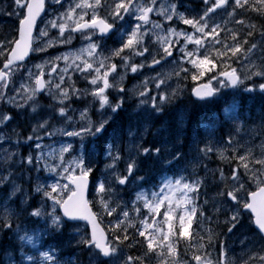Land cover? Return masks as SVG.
<instances>
[{
	"label": "snow or ice",
	"instance_id": "6c2138e0",
	"mask_svg": "<svg viewBox=\"0 0 264 264\" xmlns=\"http://www.w3.org/2000/svg\"><path fill=\"white\" fill-rule=\"evenodd\" d=\"M202 3V10L189 16L179 11L178 2L161 4L159 0H12L11 11L6 12L13 20L11 31L0 38V101L18 111L31 107L36 112L40 107L38 97L47 96L54 101L49 105L54 115L45 119L37 114V122L23 140L36 150L35 154L30 152L20 160L21 167L27 166L21 175L31 193L12 181L11 172L0 175V187L12 181L11 192L3 204L4 211L0 213V233L32 244L29 223L39 226L34 231L41 237L74 228L83 232L77 244L88 251V264H116L117 260L119 264H137V258L125 256L122 250V246L128 247L133 241L146 249L145 256H156L159 264H235L229 258L226 242L219 240L223 233H213L209 229L207 244L202 242L204 236L200 229L204 223H219V216L223 214L227 233H232L247 217L262 246L258 250L249 249L243 264H264V141L257 155L247 145L240 144L231 128L226 140H201L193 136L191 148L199 163L203 164L212 153L218 152L220 159L229 165L227 172L224 168L213 170V182L218 189L214 216L206 214L207 199L204 205L195 203L204 181L184 175L162 177L159 184L153 185L151 198L138 192L136 199L123 207L109 203L110 197L126 191L130 183L138 186L147 183L145 176L139 174L142 160H154L161 169L177 168L185 160V152L174 145L146 144L147 128L139 138L129 128V140L123 143L114 131L104 145L102 154L106 163L99 175L93 153L84 150L89 137L94 143L104 133L111 120V115H106L107 110L117 113L123 107L126 89L122 83H117V77L122 82L129 72L135 75H145L147 70L156 72L145 75L139 91V105L155 113L162 112L166 105L185 95L190 103L200 106L213 104L229 94L235 97L258 91L264 96V26L259 40L249 39L254 37V31L249 29L256 26L245 18H238L240 12L237 11L264 16V0H202ZM52 6L57 7L49 11ZM218 11L240 29L218 23L215 19ZM153 15L159 19L153 20ZM176 20L192 31L174 27ZM152 35L157 36V46L148 43ZM77 39L81 47L73 52L69 46ZM61 48L69 50L55 55L49 52V49ZM258 51L261 54L259 63L253 59ZM40 54L47 56L42 64L34 65L35 72L28 69V86L15 87V74L32 59L40 58ZM165 64L174 65L173 71H156V66ZM77 73L90 87L83 90L76 87L73 76ZM173 77L175 87L170 83ZM189 77L192 83L182 86L180 82ZM109 89L117 91V97L110 99ZM229 89L231 93L225 92ZM84 97H91L88 103L96 107L100 119L95 122L89 119L85 107L80 111L84 123L78 124L69 113L77 111L72 105ZM233 108L234 104L224 108L223 118L220 113H214L213 119L227 126L229 121L238 119L230 115ZM12 119V115L0 113V128H7ZM51 119L62 120L66 127L54 129L49 124ZM57 134L72 139L56 140ZM16 136L12 143L19 146L20 134ZM6 139L11 140V137L0 135V145ZM46 139L52 143L45 144ZM76 139L80 141V154H76ZM176 144H184L182 133L176 136ZM0 152L7 153L9 160L18 154L3 147ZM226 152L231 155H225ZM120 163L126 165L123 170L119 168ZM204 166L207 172V165ZM42 172L49 178L54 177L52 182H42ZM92 190L95 196L90 201L87 197ZM21 192L20 204L13 212L9 205L15 204L14 198ZM192 193L195 197L190 195ZM97 204L104 215L112 218L107 230L101 229V217L93 210ZM194 223L195 232L192 231ZM190 237L192 240L186 244L185 253L191 252V256L182 261L178 258L181 254L177 245ZM209 249L217 251L218 255L213 258ZM26 261L60 264L50 251H41L39 259L28 254L23 243L18 249H5L0 264H25ZM140 264H143L142 259Z\"/></svg>",
	"mask_w": 264,
	"mask_h": 264
},
{
	"label": "rangeland",
	"instance_id": "374dc122",
	"mask_svg": "<svg viewBox=\"0 0 264 264\" xmlns=\"http://www.w3.org/2000/svg\"><path fill=\"white\" fill-rule=\"evenodd\" d=\"M193 1L196 6L191 5L189 3L184 2V4L181 5L179 8V11L185 12L189 16H194L198 14L202 8H203V3L202 0H189ZM170 0H159V3L161 4H166L169 3ZM234 2V0H232ZM199 3H202L200 6ZM12 7V0H0V38H3L5 35H7L11 31V26L13 23L12 18H10L8 15H6L7 11H11ZM57 6H52V8L49 9V11H53ZM67 7V5H65ZM229 11H231V8H229ZM238 12H240V16L238 18H245L246 22L248 21V14L250 13H255V12H249L248 14H245L240 9H237ZM153 20H158L159 17L153 15L151 17ZM215 19L218 23L227 24V27L229 28H236L240 29V26L234 24L229 20L228 17L224 15L222 11H218V14L215 16ZM251 22V21H250ZM252 24V22L250 23ZM43 26V25H41ZM173 26L177 27L178 29H185L189 32L192 31L191 28H188V26H185L181 23H179L178 20L173 22ZM242 31H246L241 29ZM256 31L257 33H254L255 37L249 38V39H255L259 40L260 38V32L255 29H249ZM221 36L224 37L225 33L222 32ZM156 40L157 36L152 35L148 39V43L150 46H157L156 45ZM228 42L230 43V37L228 39ZM111 42H109L108 47L110 48ZM81 47V41L80 40H74L73 45L69 46L70 50L75 52L77 49ZM191 48L192 46L189 45ZM69 48H61L59 50H53L49 49V52H51L53 55L59 54L60 52H65L68 51ZM214 55V51L212 53ZM41 55V54H40ZM47 54H42L40 58H34L32 59L31 62H28L26 67L20 69L15 76L13 77V80L15 81V87L19 88L21 84H24L25 86H28L29 81H28V69L31 68L34 72L36 71L34 65L35 64H42L43 63V58H45ZM260 52H257V55L253 57V59L259 63L260 61ZM118 62V61H117ZM62 63V62H61ZM174 65L171 64H165L163 67L161 66H156V71L162 72V73H169L172 72L174 69ZM156 72L152 70H147L145 75H155ZM145 75H135L132 73H128L124 80L122 82L119 81V77H117V83H122V86L125 87L126 89V96H125V101L123 107L128 108L127 111L129 112L130 118L127 120H124L123 116H121L120 119H116L115 115L119 114L117 113H111V110L108 109L106 115H111V120L109 121V124L107 125L109 127V130L107 132V137L106 141L108 138L113 134L115 131L117 134L120 136L121 142H126L129 140L128 137V130L131 128L132 131L136 133L137 138H139L140 134L144 132L145 128H147V135L144 137L146 139L149 135V131L152 126H156V131L153 136V142L154 144H162V143H167L169 145H174L175 148H179L180 150L185 152V160L181 162V164L177 168H165L161 169L160 166L157 164V162L153 161V165L150 167V172L149 175L146 176V181L149 183V185H141L138 186L136 183H130L127 186L126 191H119L118 193L114 194L112 197L109 198V203L112 206H116L119 204L121 207L125 205L126 202L132 201L136 199V194L138 192H143L145 196L151 198V194L153 191V185L159 184L161 181L162 177H167V178H178L179 175H184L185 177H188L189 179L193 180H203L204 183L208 181L210 176L213 174V170H216L218 168H222L219 166L214 165L215 160L220 161L223 165L227 166V169H224L226 172L229 171V165L226 161H223L219 157L218 152H214L211 154V158L206 160L203 164L199 163L196 159V153L192 150L191 148V140L193 136L195 135L201 140H207V139H213L214 141H220V140H226L227 139V132L229 128L232 129L234 133V137L239 139L241 145H247L249 149H251L254 153L257 155L260 154L261 148L260 145L262 141H264V96L259 94V92L255 93H247L248 94V115L244 116L243 120L239 119V105L236 102L237 99V94L235 97H233L231 94L225 95L220 99V114L221 118H223V109L226 107H230L231 105L234 104L233 110L230 112L231 116H236L238 119L236 121H229V124L227 126L223 125L220 123V121L213 119L217 127L212 128L210 131L207 130L206 126H204L203 130H194L192 131L193 133L189 134L188 137V142L183 145H177L176 144V136L178 134H181L183 130L187 126L188 122V111L189 107L191 106L192 103H190L189 97L185 95L183 98L179 99L181 102L179 105L176 106V108L173 111L172 118L174 119L175 123V128L172 130H169L168 128V123H169V117L168 116H162L158 118L160 113H155L151 112L150 109H147L146 106L144 105H139V91L141 90V85L144 82ZM73 81H75L76 87L80 88L83 90L85 87H90L87 85V82L84 81L83 79L79 78V74H74L73 76ZM71 83V81L69 82ZM172 83V86H176V81L175 78L173 77L172 80L170 81ZM181 85H190L192 83L190 77L188 78L187 81H181ZM152 88L154 89V85H152ZM232 90H225V92L231 93ZM109 92H111L110 99L111 97H117V91L113 89H109ZM241 94V93H240ZM255 96L256 99L253 103H250V97ZM42 97H38V100L40 101ZM47 98V97H46ZM84 100L87 101L88 97H84ZM89 102V101H88ZM86 102L84 105L79 106L81 103H79L78 107L73 106V108L77 109L75 113H69L70 115H73L75 117L74 119L77 121L78 124L84 123V121H81L80 119V111L84 110L85 107L88 108L87 112V117L91 119L93 122L95 120H99L100 117L96 111L95 113V120L92 119L90 113L92 111V105L90 103ZM115 102V101H114ZM1 104V101H0ZM4 106H12L10 104H7L3 102ZM139 105V106H138ZM167 106V105H166ZM165 106V107H166ZM122 107V108H123ZM121 108V109H122ZM120 109V110H121ZM1 111V110H0ZM2 112V111H1ZM0 112V113H1ZM38 112V113H37ZM36 113L39 114V117L43 118H48L49 115H54L52 113L51 109L48 108H42L40 111H37ZM8 113V112H7ZM202 110H201V116H202ZM12 115L11 113H8ZM35 115L33 117V122L32 124H35L37 122V119L39 118L38 115ZM163 115V114H162ZM13 116V115H12ZM200 116V117H201ZM210 117H213L211 115ZM14 118V117H13ZM56 120V122H55ZM54 121L50 126L53 127L54 129L60 130L66 127L65 123L60 120V119H51L49 122ZM122 121V125L120 122ZM15 120L12 119L8 127L10 126L11 130L13 131L15 128L14 123ZM125 122V123H124ZM200 125V123H199ZM106 126V127H107ZM239 128L240 130L237 131L236 129ZM4 129L7 128H0V135H5L6 137H9ZM175 132V133H174ZM175 134V135H174ZM105 135V133H104ZM104 135L102 137H104ZM56 140H61V139H72V138H67V137H61L59 134L54 138ZM5 141H8L6 139ZM105 141V143H106ZM157 142V143H156ZM45 144H51L52 141L45 140ZM203 145H201L202 147ZM55 147H59V145H55ZM75 147L77 149L76 154H80L82 151L81 146H80V141L78 139L75 140ZM219 147V145H218ZM7 148V147H3ZM13 152H17L18 154L12 159L9 160L7 158V153H3L4 156V162L6 164V167L8 169L10 163H11V169L6 172L8 174L9 172L12 173V181H15V183L20 184L21 188L28 190L31 193V188L29 187L28 183L25 182L23 179V176L21 175L22 173L25 172V168L27 167L26 165L24 167H21L20 165V160L21 158H26L30 152L35 154V149L33 147H29L28 144H25V147L21 146L18 148H15L13 150H10ZM225 155H231V152H226ZM71 159V157H69ZM106 163V160L104 158V164L101 169L98 171V175L100 171H103L104 165ZM204 164L207 165L208 171H205V166ZM234 166V165H233ZM126 167L124 163H120L119 168L123 170ZM178 169H183L182 172H179ZM243 171V169H241ZM33 176H35V172L32 173ZM41 180L42 182H52L53 178H49L47 173H41ZM219 177V173L217 172V179ZM12 181H10L7 185L4 186L0 190V213H3L4 208L3 204L5 203L6 197L9 195L12 189ZM151 182V184H150ZM146 184V183H144ZM95 193V191H94ZM34 195V194H33ZM194 195V193L190 194ZM23 196V192L17 193V196L14 198L15 204H10V209L11 211L15 212L17 210V206L20 204V198ZM92 199V198H91ZM32 202V201H30ZM214 204L209 203L207 205L208 211L210 213H213L215 215V209L213 207ZM98 209L102 210L100 206L97 204ZM130 207V204H129ZM141 207H142V202H141ZM133 217H135V212L132 213ZM224 219L225 216L221 214L219 216V223H216L215 221L212 222L211 226L208 224V222L204 223V226L202 229H200V233L203 234L204 240L202 241L203 243L207 244V236H208V231L209 229L213 230V233H223V235L219 236L220 241H225L227 244V248L230 250L229 251V258L231 260L235 261V264H243V259L246 258V253L248 252L249 249H260L262 246V241L254 234L255 230L253 227L250 226L247 217L243 218L242 222L240 225L237 226L236 229L233 230L232 233H227V226L224 224ZM39 226L29 223L27 225L28 228V234L33 235V243L29 244L26 241L25 242H20L17 239H14L16 241V247L11 248L12 249H18L20 244L23 243V247L25 248L26 252L30 255H34L39 259V253L41 251H48L49 248V243L48 240V235L41 237L37 231H34L37 229ZM197 230L196 224L193 225L192 231L195 232ZM20 234H24L22 231ZM66 234L68 235V239L66 240V243H68L69 246H74L78 247V249L82 252L87 251V250H82V246H78L77 241L80 239L81 235H83V232H77L74 228H67ZM11 237L10 234L7 235V239ZM196 239H199V236H196ZM192 238L190 237L189 240L185 241H180L179 244L177 245V250L181 254L179 259L187 260L191 256V252L185 253V246L186 244L191 241ZM1 241V239H0ZM242 241L244 242L242 244ZM194 242V241H193ZM35 245V247L33 246ZM64 248L60 249L59 251H62ZM211 251V249H209ZM3 254L2 253L0 259H3ZM123 254L126 256V254L123 252ZM150 255V258L152 257L154 263L152 262L151 259L150 263L148 264H159L158 258L154 255ZM211 255L213 258H215L218 255L217 251H211ZM17 259L19 258L18 251L16 253ZM87 256L89 257V254L87 253ZM60 264H71V260L69 257L65 256H58ZM89 260L87 261L88 264ZM25 264H31L30 261H26ZM116 264H119V260L116 261Z\"/></svg>",
	"mask_w": 264,
	"mask_h": 264
},
{
	"label": "trees",
	"instance_id": "16d2710c",
	"mask_svg": "<svg viewBox=\"0 0 264 264\" xmlns=\"http://www.w3.org/2000/svg\"><path fill=\"white\" fill-rule=\"evenodd\" d=\"M173 2H178L180 7L182 4H184V2L189 3L191 5H196L194 2L189 1V0H172ZM251 11H248V13ZM248 21L252 22L253 25H255L256 30H262V26H264V16H261L257 13H250V15L248 14ZM250 22V23H251ZM255 32V31H254ZM47 97V96H46ZM42 97L41 100L39 101L40 107H37L36 112L40 111L42 108H49L50 104H53L54 101H52L49 97ZM84 99V98H83ZM237 99V103H238V107H239V119L242 120L244 118V116L248 115V94L246 93H241L239 95H237L236 97ZM220 100L217 99V101L213 104H208L205 106H200L199 104L194 105L191 104V106L189 107V111H188V122L186 126V128L183 130V133H186L184 136V143L186 144L188 141V137L189 134L194 131V130H203L204 126H206V128L211 129L213 127H215L216 123L213 121V117H210L211 115H213L214 113H220ZM250 103H253V99L250 100ZM79 103H75V105H78ZM74 105V104H73ZM83 103H81L79 106H82ZM175 104H171V105H167L163 112L161 114H159L158 118L162 117V116H168L169 117V123H168V128L169 130H172L175 128L174 125V119L172 118V114L175 108ZM128 108L124 107L122 110H119V114L115 115L116 119H120L121 116H123L124 120H127L130 118L129 112L127 111ZM0 111L1 113H11L13 115V119L15 120L14 123V131L11 132V128L10 126L7 129H4V131L6 132V134L11 137V140L5 141L3 145H0V147H7L10 148V150H13L15 148L18 147H25V144L23 143V140L27 137V135H29L32 131V127L34 126L33 124H31V121L33 120V117L38 113L33 112L31 107H28L26 109V111H18L16 108L12 107V106H7L5 107L3 102L1 101L0 104ZM201 110H202V116H201ZM95 113H96V109H92L90 115L92 117V119L95 120ZM163 114V115H162ZM201 116V117H200ZM75 118V117H74ZM96 121V120H95ZM199 122L198 125L195 122ZM54 121H51L49 124L51 125ZM56 122V120H55ZM125 123V122H124ZM120 124L122 125V121L120 122ZM203 126V128H201ZM200 127V128H199ZM156 131V126H153L149 132V137L145 140L146 144H150L151 142H153V136L155 134ZM210 131V130H209ZM107 132H108V127H106L104 133L99 137V139H97L94 143H92V138L89 137L88 140L86 141L87 144V148L84 149L86 151H89L91 153H93L94 159H95V167L99 170L100 168V164L102 162V156H103V149H104V145H105V141H106V137H107ZM16 133H19L20 136V140L21 143L19 146H17L16 144L12 143V141L17 139ZM104 135V137H102ZM187 138H186V137ZM4 156L3 153L0 152V175H6V172H8V170L11 169V163L7 169L6 164L4 162ZM153 161L154 160H150V159H144L142 160V162L139 165V174L143 175V176H148L149 172H150V167L153 165ZM214 165L222 167L224 169H227L226 165H223L220 161L215 160ZM216 179H217V173H216ZM4 188V187H0V190ZM217 185L216 183L213 182V174L210 176V178L208 179V181L206 183H204V186L202 187V191L205 193L204 197L205 199H207L208 201L211 200L212 197H216V192H217ZM203 195V193L201 194V196ZM210 196V197H209ZM101 217V223L104 225V227L106 228V230L109 228V223L106 221V219L104 218L102 212L98 213ZM66 230L67 228L63 229L61 233H56V234H49L48 240L51 246H53L51 248V253L54 255H62L65 257H69L72 259V264H87L86 259L84 258V255L82 253H75L73 251V248H75L74 246H71L73 248H69L70 246L68 245V243H66V240L68 239V235L66 234ZM7 235L8 234H4V233H0V255L4 252L5 249H9L11 250V248L16 247V241L10 237L9 239H7ZM139 239V238H138ZM64 248L60 254L57 253V249H62ZM122 248L124 250H126V252L129 255H132L134 258H137V264H140L141 259L143 260V264H148L150 263V259L148 258V256H145V249H142L140 247V245L138 243H135V241L132 242V244L128 247H124L122 246Z\"/></svg>",
	"mask_w": 264,
	"mask_h": 264
},
{
	"label": "bare ground",
	"instance_id": "6f19581e",
	"mask_svg": "<svg viewBox=\"0 0 264 264\" xmlns=\"http://www.w3.org/2000/svg\"><path fill=\"white\" fill-rule=\"evenodd\" d=\"M197 125H198V121L197 122H195ZM188 126V125H187ZM189 127V126H188ZM152 128V127H151ZM200 128V127H199ZM201 128H203V126L201 127ZM175 133V132H174ZM187 133V132H186ZM186 133H183V135H185ZM191 133H193V132H191ZM175 135V134H174ZM186 137V136H185ZM187 138V137H186ZM185 140V139H184ZM188 141V140H187ZM185 142H186V140H185ZM157 143V142H156Z\"/></svg>",
	"mask_w": 264,
	"mask_h": 264
},
{
	"label": "water",
	"instance_id": "95a60500",
	"mask_svg": "<svg viewBox=\"0 0 264 264\" xmlns=\"http://www.w3.org/2000/svg\"><path fill=\"white\" fill-rule=\"evenodd\" d=\"M84 223V222H83ZM102 229V228H101Z\"/></svg>",
	"mask_w": 264,
	"mask_h": 264
}]
</instances>
